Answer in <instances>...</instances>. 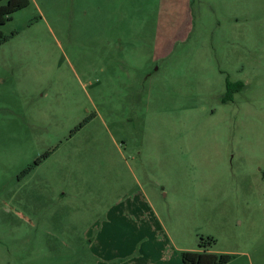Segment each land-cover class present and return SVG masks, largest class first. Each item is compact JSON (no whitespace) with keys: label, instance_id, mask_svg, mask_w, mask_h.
<instances>
[{"label":"rangeland","instance_id":"374dc122","mask_svg":"<svg viewBox=\"0 0 264 264\" xmlns=\"http://www.w3.org/2000/svg\"><path fill=\"white\" fill-rule=\"evenodd\" d=\"M0 29L17 31L0 44V264H106L95 220L119 202L122 252L118 211L143 193L176 245L212 236L226 264H264V0H30ZM227 80L245 84L231 100Z\"/></svg>","mask_w":264,"mask_h":264},{"label":"crops","instance_id":"0c3cea01","mask_svg":"<svg viewBox=\"0 0 264 264\" xmlns=\"http://www.w3.org/2000/svg\"><path fill=\"white\" fill-rule=\"evenodd\" d=\"M143 193V199L141 197L128 200L123 203V209L118 211L123 221L130 218L134 223L131 226V231L134 236L130 238L128 243H124L122 252L118 251V254H113L108 249V240L113 237L110 226H108L114 219L118 218L114 215V207L119 203H111L105 212L97 217L95 224L99 221L102 223L98 226V231L94 233L95 241L106 240L105 244V256L106 264H183L182 252L188 250H198L193 248L185 247L184 245H176L175 237L173 233L169 232L162 221L160 222V215L155 209V204L152 199ZM95 213H97L95 211ZM120 217V216H119ZM142 220V223L139 221ZM156 221V222H155ZM97 225H95L96 228ZM164 230V231H162ZM167 231V232H166ZM92 232V231H91ZM164 232V233H163ZM91 235V236H93ZM94 241V242H95ZM166 242L167 244H174V248L166 245L165 248L161 247V244ZM92 243V241H91ZM93 244V243H92ZM91 244V245H92ZM92 252L95 251L91 247ZM174 250V251H173ZM98 255V252H94ZM104 256V255H103Z\"/></svg>","mask_w":264,"mask_h":264},{"label":"trees","instance_id":"16d2710c","mask_svg":"<svg viewBox=\"0 0 264 264\" xmlns=\"http://www.w3.org/2000/svg\"><path fill=\"white\" fill-rule=\"evenodd\" d=\"M30 0H0V25L5 24L7 21L13 18V14L28 6ZM17 31H13L11 34H6L0 29V44L8 41L11 37L15 36ZM245 86L244 82L237 81L232 82L227 80L226 87V100H231L234 94L241 90ZM38 159L36 162H39ZM30 168L25 170V173ZM215 242V238L212 236H200L199 238V250H188L182 252L183 264H226L233 256L226 252H213L210 250V246Z\"/></svg>","mask_w":264,"mask_h":264}]
</instances>
